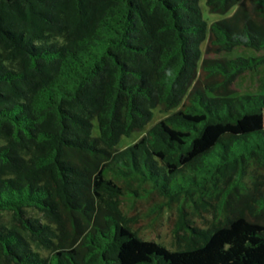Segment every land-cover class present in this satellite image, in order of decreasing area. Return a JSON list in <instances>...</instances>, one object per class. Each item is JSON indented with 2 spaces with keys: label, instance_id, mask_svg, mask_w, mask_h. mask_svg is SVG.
Returning <instances> with one entry per match:
<instances>
[{
  "label": "trees",
  "instance_id": "16d2710c",
  "mask_svg": "<svg viewBox=\"0 0 264 264\" xmlns=\"http://www.w3.org/2000/svg\"><path fill=\"white\" fill-rule=\"evenodd\" d=\"M262 64L264 0H0V264H264Z\"/></svg>",
  "mask_w": 264,
  "mask_h": 264
},
{
  "label": "rangeland",
  "instance_id": "374dc122",
  "mask_svg": "<svg viewBox=\"0 0 264 264\" xmlns=\"http://www.w3.org/2000/svg\"><path fill=\"white\" fill-rule=\"evenodd\" d=\"M201 7L204 18L209 23L224 18L223 16L218 14H211L204 1L201 2ZM202 50L203 53L206 52V43L202 45ZM257 55H259V53L256 52L255 50L250 48H243V47L237 48L233 52L227 54V56L229 57H237V56L255 57ZM204 56L208 57L206 53ZM232 89H233L232 95L235 96L244 95V94H264V64H262L257 70L248 71L247 73L241 75L232 85ZM176 110L177 109H174L164 113L160 109H156L154 111V117L151 120V122L148 123V125L144 129L134 132L130 136L123 137L119 142L117 148L119 150H123L129 146H132L141 137H143L150 130V128H152L159 121L167 118ZM94 133L96 135L98 134L97 123H95ZM138 209H139V213H138L139 218L137 224H135V229L139 230L140 235H142L147 240L160 242L170 249H176L177 242L174 240L170 227L167 224L166 215L164 214L165 220L160 224V221L159 222L158 220L155 221L153 219L154 216L152 215L150 216L148 214V210L142 209L141 206H139ZM41 253L47 254L46 252L43 251H41Z\"/></svg>",
  "mask_w": 264,
  "mask_h": 264
}]
</instances>
